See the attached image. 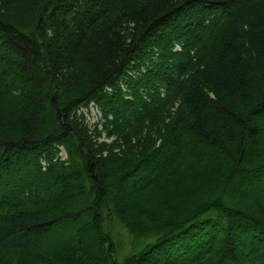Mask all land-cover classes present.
Wrapping results in <instances>:
<instances>
[{
    "label": "trees",
    "instance_id": "obj_1",
    "mask_svg": "<svg viewBox=\"0 0 264 264\" xmlns=\"http://www.w3.org/2000/svg\"><path fill=\"white\" fill-rule=\"evenodd\" d=\"M0 264H264V0H0Z\"/></svg>",
    "mask_w": 264,
    "mask_h": 264
},
{
    "label": "rangeland",
    "instance_id": "obj_2",
    "mask_svg": "<svg viewBox=\"0 0 264 264\" xmlns=\"http://www.w3.org/2000/svg\"><path fill=\"white\" fill-rule=\"evenodd\" d=\"M84 111H85L84 116L86 118L85 122L88 123L89 125L91 124L90 127L92 128L94 122H97L99 120V113L97 112V109L95 108V105L93 104L89 106L88 110H84ZM87 111L88 113L86 114ZM98 128L100 129V125L98 126ZM104 139H107V138H104ZM107 140L109 141L110 138ZM60 155L62 156V158L66 157V153L63 149H61ZM114 232H115L114 233L115 240L121 243L123 248H125L123 249L124 251H127L129 244H128V235L126 234V232L125 231L123 232V230L119 229L118 227L115 228Z\"/></svg>",
    "mask_w": 264,
    "mask_h": 264
}]
</instances>
